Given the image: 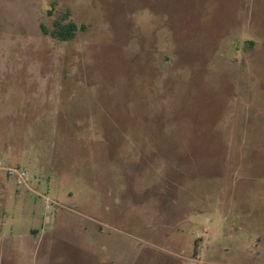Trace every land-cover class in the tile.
Listing matches in <instances>:
<instances>
[{
    "label": "rangeland",
    "instance_id": "rangeland-1",
    "mask_svg": "<svg viewBox=\"0 0 264 264\" xmlns=\"http://www.w3.org/2000/svg\"><path fill=\"white\" fill-rule=\"evenodd\" d=\"M0 161V264H264V0H0Z\"/></svg>",
    "mask_w": 264,
    "mask_h": 264
},
{
    "label": "trees",
    "instance_id": "trees-1",
    "mask_svg": "<svg viewBox=\"0 0 264 264\" xmlns=\"http://www.w3.org/2000/svg\"><path fill=\"white\" fill-rule=\"evenodd\" d=\"M42 29L46 33V30L43 27ZM84 29L85 28L83 26L79 27L72 21L64 22L61 19H57L54 22V26L50 32V35L51 37L59 41H71L76 37L77 33L80 30Z\"/></svg>",
    "mask_w": 264,
    "mask_h": 264
},
{
    "label": "built area",
    "instance_id": "built-area-1",
    "mask_svg": "<svg viewBox=\"0 0 264 264\" xmlns=\"http://www.w3.org/2000/svg\"><path fill=\"white\" fill-rule=\"evenodd\" d=\"M0 171L4 172L8 178L14 179L19 186L29 187L28 174L18 166H10L5 162L0 161ZM45 204L51 207L53 202L48 197H45Z\"/></svg>",
    "mask_w": 264,
    "mask_h": 264
},
{
    "label": "crops",
    "instance_id": "crops-1",
    "mask_svg": "<svg viewBox=\"0 0 264 264\" xmlns=\"http://www.w3.org/2000/svg\"><path fill=\"white\" fill-rule=\"evenodd\" d=\"M4 150H5L6 153L9 154V152H10V148L4 149ZM0 189H2V190H4V191H7L6 186H5L4 184H2L1 182H0ZM33 232H34V231L31 230V233H33Z\"/></svg>",
    "mask_w": 264,
    "mask_h": 264
}]
</instances>
